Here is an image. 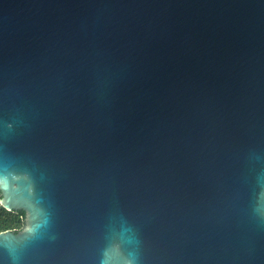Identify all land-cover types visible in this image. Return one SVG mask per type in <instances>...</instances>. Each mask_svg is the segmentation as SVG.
<instances>
[{
    "label": "water",
    "instance_id": "1",
    "mask_svg": "<svg viewBox=\"0 0 264 264\" xmlns=\"http://www.w3.org/2000/svg\"><path fill=\"white\" fill-rule=\"evenodd\" d=\"M0 264H264V0H0Z\"/></svg>",
    "mask_w": 264,
    "mask_h": 264
},
{
    "label": "trees",
    "instance_id": "2",
    "mask_svg": "<svg viewBox=\"0 0 264 264\" xmlns=\"http://www.w3.org/2000/svg\"><path fill=\"white\" fill-rule=\"evenodd\" d=\"M24 212H8L0 205V233L5 231L20 232L25 224Z\"/></svg>",
    "mask_w": 264,
    "mask_h": 264
}]
</instances>
